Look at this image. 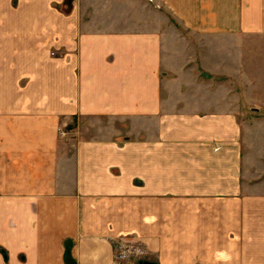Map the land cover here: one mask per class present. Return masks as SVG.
I'll return each mask as SVG.
<instances>
[{
	"label": "crops",
	"instance_id": "0c3cea01",
	"mask_svg": "<svg viewBox=\"0 0 264 264\" xmlns=\"http://www.w3.org/2000/svg\"><path fill=\"white\" fill-rule=\"evenodd\" d=\"M260 36L264 0H0V264H264Z\"/></svg>",
	"mask_w": 264,
	"mask_h": 264
},
{
	"label": "built area",
	"instance_id": "2783aa9c",
	"mask_svg": "<svg viewBox=\"0 0 264 264\" xmlns=\"http://www.w3.org/2000/svg\"><path fill=\"white\" fill-rule=\"evenodd\" d=\"M114 257V264H136V261L148 260V251L138 242L122 240Z\"/></svg>",
	"mask_w": 264,
	"mask_h": 264
},
{
	"label": "rangeland",
	"instance_id": "374dc122",
	"mask_svg": "<svg viewBox=\"0 0 264 264\" xmlns=\"http://www.w3.org/2000/svg\"><path fill=\"white\" fill-rule=\"evenodd\" d=\"M246 39L251 40L250 38H246ZM257 39L262 40L263 43H264V36L257 37ZM255 65L257 66V70L259 72H261V73H258V77H262L263 76V82H264V50L263 49L260 51V56H258L257 59H255ZM246 105H247V107H249V105L250 106H253V105H255V106L261 105V106H263L262 107L263 111L261 112V115L260 116H256V118L264 119V96H262V95H254V97L251 98V99L248 97V100L246 101ZM259 142H260V140H259ZM261 165L264 166L263 163ZM148 260H150V259H148Z\"/></svg>",
	"mask_w": 264,
	"mask_h": 264
},
{
	"label": "trees",
	"instance_id": "16d2710c",
	"mask_svg": "<svg viewBox=\"0 0 264 264\" xmlns=\"http://www.w3.org/2000/svg\"><path fill=\"white\" fill-rule=\"evenodd\" d=\"M65 258H66V262H67V264H75V261H74V259H72V257L70 256L69 251L66 252V256H65Z\"/></svg>",
	"mask_w": 264,
	"mask_h": 264
},
{
	"label": "water",
	"instance_id": "95a60500",
	"mask_svg": "<svg viewBox=\"0 0 264 264\" xmlns=\"http://www.w3.org/2000/svg\"><path fill=\"white\" fill-rule=\"evenodd\" d=\"M139 264H159L156 261H151V260H139Z\"/></svg>",
	"mask_w": 264,
	"mask_h": 264
}]
</instances>
